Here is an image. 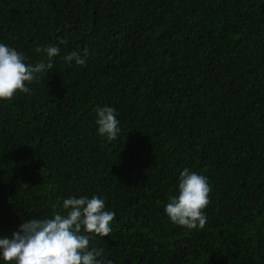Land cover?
Listing matches in <instances>:
<instances>
[{"label": "trees", "instance_id": "trees-1", "mask_svg": "<svg viewBox=\"0 0 264 264\" xmlns=\"http://www.w3.org/2000/svg\"><path fill=\"white\" fill-rule=\"evenodd\" d=\"M0 43L31 65L60 48L0 101V238L95 195L115 218L90 246L111 264H264V0H0ZM184 168L211 187L203 229L164 212Z\"/></svg>", "mask_w": 264, "mask_h": 264}, {"label": "clouds", "instance_id": "clouds-1", "mask_svg": "<svg viewBox=\"0 0 264 264\" xmlns=\"http://www.w3.org/2000/svg\"><path fill=\"white\" fill-rule=\"evenodd\" d=\"M63 42L61 39L60 43ZM35 51L45 53L47 62L42 59L35 65L28 64L23 53L0 43V101L29 92L27 85L54 67L53 58L59 55L60 48L37 47ZM87 56L85 48L82 55L73 51L63 59L69 64L75 61L76 65L84 66ZM95 123L98 135L109 142L116 140L121 131L113 107L97 108ZM45 173L44 168L41 175ZM210 192L206 176L184 168L179 173L178 193L169 198L164 212L175 225L188 230L203 229ZM62 208L64 214L24 222L10 238H0V259L4 264H111L101 259L103 248L90 246L93 238L107 237L112 232L115 213L105 210V201L95 195L69 197L63 200Z\"/></svg>", "mask_w": 264, "mask_h": 264}]
</instances>
